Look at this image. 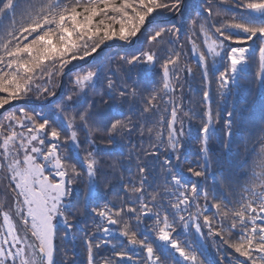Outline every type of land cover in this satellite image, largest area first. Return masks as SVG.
Here are the masks:
<instances>
[{"label":"snow or ice","instance_id":"6c2138e0","mask_svg":"<svg viewBox=\"0 0 264 264\" xmlns=\"http://www.w3.org/2000/svg\"><path fill=\"white\" fill-rule=\"evenodd\" d=\"M253 65L264 0H0V264H264Z\"/></svg>","mask_w":264,"mask_h":264},{"label":"trees","instance_id":"16d2710c","mask_svg":"<svg viewBox=\"0 0 264 264\" xmlns=\"http://www.w3.org/2000/svg\"><path fill=\"white\" fill-rule=\"evenodd\" d=\"M201 0H189V4L191 8H195L200 4ZM199 43V41H197ZM140 41H137V46H139ZM110 51L112 52H119V51H124V49L120 48H113ZM258 57V53H257ZM190 63L195 66V60L193 59L190 61ZM255 69V65L252 66V68L249 70L247 77L244 81H241V86L238 90L235 91L233 97L231 98V103H235V105L238 108H241V116L243 117L244 120H249V119H260L261 117H264V100H261L258 95L254 96L252 94V89H251V73ZM244 83V84H243ZM185 95H186V100L190 99L194 102H199L196 101L199 99L196 95H193V93H190L185 90ZM187 103V102H186ZM195 104V103H194ZM190 107H195V105H189ZM197 123L198 122H193L191 125V135L194 137L197 133ZM192 131L195 132L192 134ZM196 143L193 141L191 144H189L185 150V155L188 157L189 160H195L196 159ZM213 151H219V146L214 145L213 146ZM227 162V160H225ZM188 167V164H185V168ZM4 199L3 196H0V200ZM79 250V249H78ZM211 258L210 259H215V253L212 251L211 248H209V251Z\"/></svg>","mask_w":264,"mask_h":264},{"label":"rangeland","instance_id":"374dc122","mask_svg":"<svg viewBox=\"0 0 264 264\" xmlns=\"http://www.w3.org/2000/svg\"><path fill=\"white\" fill-rule=\"evenodd\" d=\"M248 74V73H247ZM247 74H246V77H247ZM245 79H243L242 81H244ZM244 84V83H243ZM193 87H194V85H193ZM193 95H196L199 99H197L196 101H199L200 100V95H199V93L198 92H195V93H193ZM185 102H187V100L185 101ZM191 105H195V104H191ZM193 133H195V132H193L192 131V134ZM208 256H209V258H211V255H210V252H208Z\"/></svg>","mask_w":264,"mask_h":264}]
</instances>
